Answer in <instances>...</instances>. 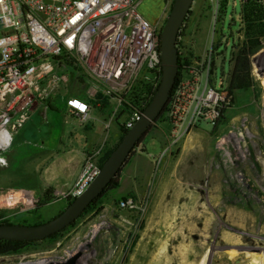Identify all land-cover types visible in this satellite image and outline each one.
<instances>
[{
    "label": "rangeland",
    "instance_id": "1",
    "mask_svg": "<svg viewBox=\"0 0 264 264\" xmlns=\"http://www.w3.org/2000/svg\"><path fill=\"white\" fill-rule=\"evenodd\" d=\"M234 1L238 3L235 10ZM173 3L141 0L140 11L160 33ZM240 3L194 1L182 41L188 52L192 51L190 65L165 113L139 145L142 160L134 158L136 149L121 170L118 186L108 189L95 210L55 241L2 256L0 264H25L75 249L89 259L87 264H264V92L257 79L262 78L259 71L264 72V57L258 68L252 65L254 72L249 65L264 48V20L258 24L254 42L244 51L250 40L247 26L239 32V24L230 19L240 14L246 2ZM228 4L224 26L232 41L224 54L226 61L216 60L210 58V50L224 44L220 29ZM241 18L237 16L238 23ZM215 68H219L217 82L221 74H226L227 82L221 90L220 115L212 119L211 110L199 100L205 97V89L214 87L216 79L210 73ZM246 76L250 80L245 81ZM53 115L48 113L47 122L40 111L32 114L7 154L16 157L9 163L6 159L7 166L0 169V197L7 191V198H12L8 190H27L36 205L21 211L0 200L4 212L0 223L42 224L68 206L63 195L73 183L55 189L44 181L43 170L50 156L73 148L70 137L74 135L64 134V118L55 121L50 118ZM125 122L107 121L108 133L86 157L98 152L101 164L106 152L123 136ZM113 125L115 131L111 132ZM135 166L138 174L131 185L128 177ZM48 190L50 199L44 202ZM130 197L138 201V208L120 210L118 204Z\"/></svg>",
    "mask_w": 264,
    "mask_h": 264
},
{
    "label": "built area",
    "instance_id": "2",
    "mask_svg": "<svg viewBox=\"0 0 264 264\" xmlns=\"http://www.w3.org/2000/svg\"><path fill=\"white\" fill-rule=\"evenodd\" d=\"M240 1L264 5V0ZM140 5L141 0H0L5 24L0 29V168L7 166L15 138L37 107L45 121L52 109L84 122L95 109H106L107 121L123 120L125 130L132 128L162 79L160 33ZM263 57L264 48L249 62L252 70ZM259 73L264 92V72ZM216 87L205 89L199 100L212 119L220 115L224 101ZM97 154L86 157L63 195L66 201L82 196L100 173ZM6 192L0 200L12 209L27 211L36 205L27 190H8L12 198ZM118 208L135 210L138 201L127 198ZM72 259L74 264L89 260L75 249L25 264H69Z\"/></svg>",
    "mask_w": 264,
    "mask_h": 264
},
{
    "label": "water",
    "instance_id": "3",
    "mask_svg": "<svg viewBox=\"0 0 264 264\" xmlns=\"http://www.w3.org/2000/svg\"><path fill=\"white\" fill-rule=\"evenodd\" d=\"M195 0H174L160 39L162 79L150 104L113 150L100 169V173L85 193L72 201L55 218L37 225L1 224L0 241H44L71 227L80 219L96 199L101 197L119 175L139 142L147 135L167 107L178 77L177 40L180 30ZM1 12V8H0ZM5 26L0 19V29ZM80 256L77 255L76 258ZM75 258V259H76ZM72 259L69 264H74Z\"/></svg>",
    "mask_w": 264,
    "mask_h": 264
},
{
    "label": "crops",
    "instance_id": "4",
    "mask_svg": "<svg viewBox=\"0 0 264 264\" xmlns=\"http://www.w3.org/2000/svg\"><path fill=\"white\" fill-rule=\"evenodd\" d=\"M230 6L231 5L228 4L227 7H225L224 18H226V14ZM232 6L233 9L235 10L238 7V3L234 1ZM237 16L241 18V11L240 14ZM237 16L231 15L230 19H233L236 22L235 25L236 24L240 25V23H238L239 20L237 19ZM35 111H40L43 117L44 111L41 107H37ZM51 112L54 115L50 118H52L55 121L57 120L63 121L64 118L63 114L58 113L55 109H52ZM48 113H47V122L49 120ZM107 114L108 113L106 109L103 110L95 109L91 113L90 120L84 123H81L76 118H70V119H66V117L64 118L63 121L64 134L66 135L72 133L74 135L73 137H70V144L73 143V148L71 149L68 148L69 150H67L66 153H60V154L53 153L50 156V160L48 161V163L45 166V169L43 170L44 181L47 183V185L54 186L55 189H62L65 187V185L69 183H73L72 186L74 185L75 181L79 177V174L82 170L83 162L85 160L87 153L90 152L92 149H94L95 145L98 143V141L102 139L105 133H108V131H106V129L108 128ZM114 128L115 127L113 125L110 131L114 132L115 131ZM36 133L38 134L39 130H37ZM17 138H19V135L15 138V140ZM138 150L139 149L137 148L136 155L134 156V158L136 157L137 161L142 160L143 157V155H140V153H138ZM15 157H16L15 153H13L12 155L10 153L9 157L7 156L6 159H8V163H9L10 162L9 160H12L11 158H15ZM17 157L19 156L17 155ZM14 162L16 163V161ZM137 174L138 171L135 166L132 168L131 175L128 177L131 180V185L135 184V178ZM122 176H124L123 172H122Z\"/></svg>",
    "mask_w": 264,
    "mask_h": 264
},
{
    "label": "trees",
    "instance_id": "5",
    "mask_svg": "<svg viewBox=\"0 0 264 264\" xmlns=\"http://www.w3.org/2000/svg\"><path fill=\"white\" fill-rule=\"evenodd\" d=\"M257 4H256V2L249 1V2H246L242 6V8H241V15H242L241 20H242V24H243V26L244 25L247 26L246 35H247L248 39H250L248 41L247 45H245L244 51L247 50L249 44H251L252 42H254L255 37H256V35L258 33V24H260L261 21L264 20V9H263L264 7L260 6L259 4L257 5ZM241 32H242V29H241ZM161 34H162V32H160L159 39H161ZM159 45H160V43H159ZM236 62H237V60H236ZM178 64H179V69H180L181 68L180 59L178 60ZM237 73H238V66L234 70L233 77L235 75H237ZM180 75H181V73H179V76L177 77V81H176L175 86H174V89L172 91L171 98H172L174 92L176 91V89L178 87V83H179V80H180ZM246 80H250V76H246L245 81ZM247 83H249V85H250V81L247 82ZM170 101H171V99H170ZM170 101H169V103H170ZM166 109H167V107H165L164 111L159 116V118L157 119V121H159V119L161 118V116L165 113ZM126 132H127V130H123V136L125 135ZM123 136L119 139V142L122 140ZM143 139L139 142L138 147L141 144V142L143 141ZM119 142L114 147H112L111 149H109L106 152V154L104 155L103 159L101 160V164H100L101 167L104 164V162L108 159V157L110 156V154L113 152V150L118 146ZM135 150L132 152V154L135 152ZM120 173H119V175H120ZM119 175L113 180V182L110 184V186L108 187V189L114 188V187H117L118 186V184H119ZM105 192H104V194H105ZM50 194H51V191H49V190L45 193V195H44V198H45L44 200L45 201L44 202H48L49 201ZM102 196L99 197L98 199H96L94 201V203L89 207V209L85 212V214L88 213L90 210H93L94 208H97V205H98L99 201L101 200ZM0 213H4V212L3 211H0ZM0 218H2V217H0ZM1 224H10V223L7 222V221H4V222L0 223V225ZM74 225L75 224H73L71 227H73ZM71 227L67 228L66 230H64L63 232H61L59 234H56V235L52 236L50 239H47V240H49V241H55L59 237L60 234L64 233L65 231H67ZM44 241H46V240H44ZM44 241H30V242L0 241V257L23 253L25 251H28L31 247L35 246L36 244L42 243Z\"/></svg>",
    "mask_w": 264,
    "mask_h": 264
},
{
    "label": "flooded vegetation",
    "instance_id": "6",
    "mask_svg": "<svg viewBox=\"0 0 264 264\" xmlns=\"http://www.w3.org/2000/svg\"><path fill=\"white\" fill-rule=\"evenodd\" d=\"M188 17H189V15L187 16V18ZM187 18H186V20H187ZM186 20H185V22H186ZM185 22L183 24L182 29L179 32V36H178V40H177L178 60L180 59V65H181V68L179 69V64H178V69H179L178 76H179V73H181L178 85H180V83L182 81L181 77L184 74V72L187 70L188 66L190 65V54H192L191 53L192 51L188 52L187 48L182 43L183 38L185 37V35L183 34ZM224 22H225V18H224V21L222 22V26H221V29H220V32L222 33L220 40L224 41L225 45L224 44L221 45V46L217 45L215 49H214V47H212V49L210 50V58H214L216 60H220L222 58V60L226 61V58H225L224 54H225V52H227L228 47H229V45H231V41L232 40H231L230 34H226V32H225ZM242 28H243V24H242V20H241L240 25H239V32H241ZM233 49H232V52H233ZM232 52H231L230 61L233 58L232 57ZM223 64H224L223 67H221L222 68V73H225L224 72L225 63H223ZM218 71H219V68H215L214 71L212 73H210V77L212 79L213 78L216 79L213 82V86L218 84V82H217V78H219ZM225 75L221 74V77H220L221 86L217 87L218 88L217 90L220 91V92H222L221 90H224V88L226 87V82L227 81H226V76ZM221 105H223V102L221 103ZM67 202H68V205H69V203H71V201H67ZM94 210H95V208H94Z\"/></svg>",
    "mask_w": 264,
    "mask_h": 264
},
{
    "label": "bare ground",
    "instance_id": "7",
    "mask_svg": "<svg viewBox=\"0 0 264 264\" xmlns=\"http://www.w3.org/2000/svg\"><path fill=\"white\" fill-rule=\"evenodd\" d=\"M205 95V94H204ZM86 260V258L84 259V261Z\"/></svg>",
    "mask_w": 264,
    "mask_h": 264
}]
</instances>
